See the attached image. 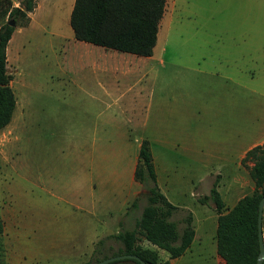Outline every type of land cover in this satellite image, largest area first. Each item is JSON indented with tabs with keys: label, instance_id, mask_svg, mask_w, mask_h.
I'll use <instances>...</instances> for the list:
<instances>
[{
	"label": "rangeland",
	"instance_id": "rangeland-1",
	"mask_svg": "<svg viewBox=\"0 0 264 264\" xmlns=\"http://www.w3.org/2000/svg\"><path fill=\"white\" fill-rule=\"evenodd\" d=\"M168 1L170 16L165 14L160 21L153 54L139 58L140 66L135 70L155 75V83L169 87L175 86L171 78H186L183 84L195 90L192 93L199 103L202 99L206 103L214 100L227 84L231 96L233 92L235 95L231 123L237 142L250 136L255 142L264 140V0ZM55 25L56 32L49 28L42 35L27 32L22 37L23 45L18 47L13 42L8 51L7 72L12 77L16 106L10 123L0 133L1 264L12 260L7 252L10 234L18 238L17 243L32 244L43 217L88 216L86 204L104 207L118 205L119 201L118 194L110 191V182L101 189L96 174L90 173L91 146L85 140L95 121L85 112L83 91L67 77L58 76L61 71L68 72L61 69L64 52L74 49L59 37L70 30L67 21L59 19ZM196 63L204 72L187 68ZM225 74L230 81L218 77ZM227 91L223 87L220 94ZM147 109L148 105L143 112ZM97 130L120 139L109 144L123 150L118 157L120 163L133 158L136 135L131 132L128 139L127 129L115 126H99ZM218 135L217 129L206 128V136ZM101 153L94 151V169L118 167L116 160H101ZM176 162L189 164L195 182L204 178L206 185L209 181L207 175H196L197 166L190 159L176 156ZM198 186L203 187L202 183ZM204 259L212 264L208 256ZM66 260L76 259L51 256L46 262L62 264Z\"/></svg>",
	"mask_w": 264,
	"mask_h": 264
},
{
	"label": "crops",
	"instance_id": "crops-1",
	"mask_svg": "<svg viewBox=\"0 0 264 264\" xmlns=\"http://www.w3.org/2000/svg\"><path fill=\"white\" fill-rule=\"evenodd\" d=\"M10 1L15 7H21L24 0ZM34 2V9L28 13V24L16 27L12 33L6 47V60L10 45L13 42L18 47L23 45L22 37L27 32L42 35L48 28L56 32L53 27L58 26L55 22L59 19L69 24L75 0ZM168 2L166 0L163 15L170 16ZM59 37L74 50L64 52L61 69H68V72L61 71L58 76L67 77L83 91L85 112L91 113L95 121L91 124L92 130L87 131L85 140L91 146L90 173L96 174L101 189L110 182V191L118 194L119 201L118 205L104 207L95 203L86 204L88 216L66 215L63 219L43 217L38 221L35 243L32 244L17 243L15 240L18 238L10 234L7 252L12 260L6 264H50L46 262L48 257L61 255L76 259L66 260L62 264H84L90 260L98 241L104 242L99 247L101 255L117 253L121 244L115 241L114 236L133 230L147 204L145 198L148 196H140V192L146 190L134 179L138 150L143 140L150 145L157 188L167 202L176 208L169 220L177 225L180 234L185 226L183 221L191 217L194 231L192 242L184 254L170 259L167 252L159 250L160 259L169 264H208L204 259V256H208L212 264H225L216 253L218 216L211 202L202 204L199 199L209 195L214 182L217 183L225 210L233 208L238 200L249 195L254 186L247 166L251 167L252 163L244 166L242 160L250 149L264 142H255L251 136L241 137L243 139L237 142L238 136L231 123L236 111L234 92L231 96L225 84L214 100L211 98L206 103L202 99L199 103L198 97L192 93L195 90L188 89L185 82L183 84L186 78H171L175 86L169 87L155 83V75L135 70L136 66H140L139 58L147 59L152 55L140 57L78 41L74 39L71 28L65 36L60 34ZM187 68L193 72H204L197 63ZM213 71L216 68L205 72ZM218 77L228 81L231 79L226 74ZM223 87L228 91L220 94ZM147 105V112H143ZM99 126L126 128L128 139L131 132L134 137L136 135L133 140L136 153L130 161L120 163L118 157H121L123 150L109 145L120 139L99 132ZM206 128L217 129L219 135L206 136ZM95 150L102 152L99 155L101 160H116L118 167L107 170L99 166L94 169ZM108 151L112 154H105ZM176 156L193 161L197 166L196 175L200 173L202 177L207 175L210 178L206 185L205 179L199 178L198 183H202L203 187L198 186L195 173L190 171L188 163L174 164ZM91 185V190H94L92 182ZM115 209H118L117 212L112 214L111 210ZM262 232L264 242L263 227ZM141 245L154 249L145 241ZM194 258H197V262Z\"/></svg>",
	"mask_w": 264,
	"mask_h": 264
},
{
	"label": "trees",
	"instance_id": "trees-1",
	"mask_svg": "<svg viewBox=\"0 0 264 264\" xmlns=\"http://www.w3.org/2000/svg\"><path fill=\"white\" fill-rule=\"evenodd\" d=\"M166 0H75L70 14V28L74 39L105 49L150 57L156 45L160 21L164 14ZM35 7L34 0H24L21 7H15L10 0H0V133L10 123L16 99L11 88L12 77L7 72L6 47L16 27L26 26L28 13ZM12 21L14 26L8 24ZM250 162L249 177L253 191L242 197L229 210L214 182L209 195L201 197L200 203L211 202L217 214L216 253L225 264H256L259 253L257 216L259 201L264 198V142L250 149L242 164ZM134 179L151 195L146 197L144 207L135 228L114 236L121 248L113 255H101L98 241L90 260L84 264L118 255H135L145 264H169L162 261L158 251L169 254L170 259L184 254L190 246L194 231L191 217L183 223L179 234L177 225L169 219L175 211L156 185V175L147 140L140 144ZM3 232L0 220V238ZM145 241L154 249L144 247ZM140 264L135 260H120L109 264ZM1 264V263H0Z\"/></svg>",
	"mask_w": 264,
	"mask_h": 264
},
{
	"label": "water",
	"instance_id": "water-1",
	"mask_svg": "<svg viewBox=\"0 0 264 264\" xmlns=\"http://www.w3.org/2000/svg\"><path fill=\"white\" fill-rule=\"evenodd\" d=\"M8 24L10 26H14L12 21H9ZM151 193L149 191H142L140 192V196H150ZM263 210H264V198H262L259 201L258 205V216H257V233H258V244H259V253L256 259V264H263L264 261V242H263V232H262V219H263ZM135 260L138 261L140 264H145L140 258H138L135 255H118L114 257H109L106 259H103L95 264H109L114 261H120V260Z\"/></svg>",
	"mask_w": 264,
	"mask_h": 264
}]
</instances>
